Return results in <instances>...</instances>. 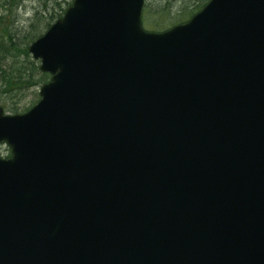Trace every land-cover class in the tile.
Returning a JSON list of instances; mask_svg holds the SVG:
<instances>
[{
  "label": "water",
  "instance_id": "obj_1",
  "mask_svg": "<svg viewBox=\"0 0 264 264\" xmlns=\"http://www.w3.org/2000/svg\"><path fill=\"white\" fill-rule=\"evenodd\" d=\"M144 0H74L0 108V264H264V0L160 33Z\"/></svg>",
  "mask_w": 264,
  "mask_h": 264
},
{
  "label": "trees",
  "instance_id": "obj_2",
  "mask_svg": "<svg viewBox=\"0 0 264 264\" xmlns=\"http://www.w3.org/2000/svg\"><path fill=\"white\" fill-rule=\"evenodd\" d=\"M22 1L0 0V105L12 114L22 113L35 104L38 100V87L49 80L48 74L39 71L38 62L32 60L27 51L28 44L41 35L40 18L48 15L49 21L44 23V28L47 29L71 4L60 7V4L55 2L58 10L54 6L48 10L43 3L36 9L33 21L28 24L26 30L21 31L15 26V19L16 10ZM208 1L198 0V4L193 7H187L183 1L177 10L172 9L169 1L159 2L156 7L148 10L146 7L150 5H145L142 21L147 25L149 16L153 14L152 18L157 19L152 22L151 28L164 30L174 22L188 20Z\"/></svg>",
  "mask_w": 264,
  "mask_h": 264
},
{
  "label": "rangeland",
  "instance_id": "obj_3",
  "mask_svg": "<svg viewBox=\"0 0 264 264\" xmlns=\"http://www.w3.org/2000/svg\"><path fill=\"white\" fill-rule=\"evenodd\" d=\"M167 1L170 2V6L172 7L173 10H177L181 6L183 1H184V5H186L187 7H193L194 5L198 4V0H178V1L177 0H147L145 5H150L146 7L148 10L152 7H156L159 2L164 3ZM55 2H58L60 4V7H65V5L67 3L72 2V0H23L21 4L19 5L18 9L16 10L15 26L17 27V29L20 28L21 31L26 30V28L28 27V24L33 21V15L36 9L39 8V6L45 3L48 10H50L52 6H54L55 9L58 10V7L55 5ZM149 17L150 19L149 21H147V25H145L147 27V30L157 31L158 29L151 28L153 24L152 22L155 21L157 18L156 17L152 18L153 14L150 15ZM46 21H49L48 15H44L39 20V23H41V25H39V29L41 33L45 29L44 23ZM177 23H180V22H174L172 25L177 24ZM171 26H168L167 28ZM8 153L9 151H8L7 146H5L4 144H0V157H5L8 155Z\"/></svg>",
  "mask_w": 264,
  "mask_h": 264
}]
</instances>
